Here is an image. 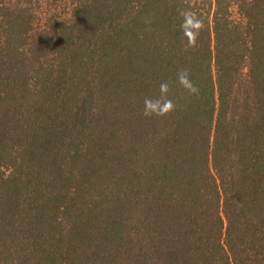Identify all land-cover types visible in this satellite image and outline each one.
Masks as SVG:
<instances>
[{"label":"trees","instance_id":"16d2710c","mask_svg":"<svg viewBox=\"0 0 264 264\" xmlns=\"http://www.w3.org/2000/svg\"><path fill=\"white\" fill-rule=\"evenodd\" d=\"M0 264H264V0H0Z\"/></svg>","mask_w":264,"mask_h":264},{"label":"clouds","instance_id":"9594fccd","mask_svg":"<svg viewBox=\"0 0 264 264\" xmlns=\"http://www.w3.org/2000/svg\"><path fill=\"white\" fill-rule=\"evenodd\" d=\"M181 15L183 16V21L181 24V28L183 31L186 32H196L198 31L199 25H200V20L194 16L193 13H191L188 10H181ZM178 80L180 84L185 87L189 92H196L197 89L195 88L194 85H192L191 81L188 78L187 72L182 71L178 74ZM161 91L165 92L167 90V85L166 84H161L160 85ZM168 103L169 108H171L172 102L170 100H166ZM145 115H152V114H160V113H153L152 111L145 109L144 111Z\"/></svg>","mask_w":264,"mask_h":264}]
</instances>
